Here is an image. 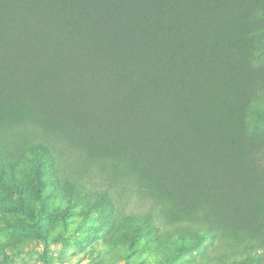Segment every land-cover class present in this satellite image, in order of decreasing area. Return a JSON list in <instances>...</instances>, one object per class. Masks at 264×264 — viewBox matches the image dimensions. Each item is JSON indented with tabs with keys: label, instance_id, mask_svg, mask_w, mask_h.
I'll return each instance as SVG.
<instances>
[{
	"label": "trees",
	"instance_id": "16d2710c",
	"mask_svg": "<svg viewBox=\"0 0 264 264\" xmlns=\"http://www.w3.org/2000/svg\"><path fill=\"white\" fill-rule=\"evenodd\" d=\"M263 47L264 0H0V185L32 212L8 180L20 168L39 186L54 154L69 197L85 188L140 230L253 246Z\"/></svg>",
	"mask_w": 264,
	"mask_h": 264
},
{
	"label": "rangeland",
	"instance_id": "374dc122",
	"mask_svg": "<svg viewBox=\"0 0 264 264\" xmlns=\"http://www.w3.org/2000/svg\"><path fill=\"white\" fill-rule=\"evenodd\" d=\"M256 59L264 64V47ZM258 101V113L248 118L247 126L264 134V94ZM19 169H14L16 180L8 183L19 187L33 208L26 211L0 185V264L264 263V237L234 250L231 242L208 232L152 226L140 230L139 220H129L123 210L97 207L85 188L78 198L69 197L61 181L72 172L54 154L41 164L39 186L31 178L33 171Z\"/></svg>",
	"mask_w": 264,
	"mask_h": 264
}]
</instances>
